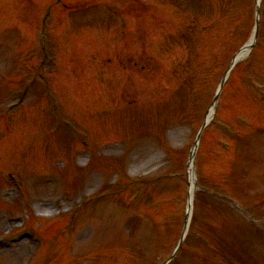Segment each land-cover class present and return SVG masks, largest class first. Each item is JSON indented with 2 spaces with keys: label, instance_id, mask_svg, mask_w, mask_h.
I'll return each instance as SVG.
<instances>
[{
  "label": "rangeland",
  "instance_id": "obj_1",
  "mask_svg": "<svg viewBox=\"0 0 264 264\" xmlns=\"http://www.w3.org/2000/svg\"><path fill=\"white\" fill-rule=\"evenodd\" d=\"M36 1L40 5L35 7L36 12L29 6L24 8L23 3L20 6L16 3L8 8L11 12L0 15V218H4L0 234H11L20 224L17 232L0 247V264H122L124 257L130 259V264H157L168 253L171 240L179 230L173 215L160 222L167 225L165 231L168 232L163 237L167 240L166 247L158 249L159 231L142 228L133 236L143 258L136 261L129 251L133 242L131 233L123 236L114 219L107 218L114 215L113 203L108 200L96 205L95 202L102 197L106 200L114 197L112 194L118 191L116 181L120 178H134L145 171L167 173L168 160H164V156L160 159L150 147L142 152L141 144L153 145L159 141L156 147L165 144L170 161H185L186 149L201 127L202 113L210 105L209 87L240 50L242 42L238 36L235 40V34L242 30L241 19L244 25L249 24L251 10L247 11L246 20L243 16L249 0H226L228 5H234L228 15L224 13L223 0H208L214 10L193 26L192 15L181 9L165 2L147 0L143 4L138 0L136 3L150 5L152 14L138 16V9L129 10L123 42L114 35L118 29L104 30L101 23L90 33L74 32V25L60 22V16L52 9L48 55L54 63H49L43 71L38 68L39 53L33 46L35 33L30 35L27 29L22 31V26L30 23V19L23 18V11H28L27 18L30 14L31 20L38 22L35 28L41 22L47 0ZM101 1L117 5L119 0ZM0 4L5 5L3 0ZM262 11L260 45L247 64H238L231 71L220 99V125L238 131L239 138L229 140L232 151H223L215 143L218 139L225 143V134L217 127L208 126L201 139L199 165L202 163V178L213 173L209 182L214 179L217 183L214 189L225 195H237L242 205L264 222V103L250 100L255 93L250 92L252 86L248 90L245 87L254 80L264 87V0ZM206 28L209 30L205 31ZM66 29L69 30L64 33ZM251 29L246 37L250 36ZM19 32H24L23 43L21 36L19 40L15 37ZM148 34L153 36L151 50L148 44V50L141 51L136 45L141 46L149 40ZM191 41V46L185 44ZM38 49L39 46L36 51ZM46 77L53 97L42 93ZM177 82L183 86V102L171 96L178 93L175 92L179 86ZM26 89L27 95L20 107L6 111ZM168 95L172 100H167ZM54 96L58 104L60 101L56 114L51 109ZM134 121L141 129L143 126L147 135L145 127L149 126V131L154 132L151 137H139L133 131ZM178 121L187 125L167 126ZM65 122L74 123L88 134L90 148L93 149L97 142L110 146L99 149L93 161L77 160L73 156L70 163L71 150L77 146H68ZM189 126L193 128V137L189 134ZM256 133L261 136H256L251 144ZM123 141L128 143L125 145ZM113 142H117V147ZM252 147L256 148L250 151ZM56 159L69 163L65 169L51 168ZM49 171L57 178L56 188L41 186L40 177H36ZM8 172L20 179L24 195L7 188L5 175ZM236 173L240 178L244 175L248 178L238 183L240 178L235 179ZM50 199L71 200V218L65 216L68 213L59 212L48 217L49 213L40 211L41 217L24 215V222H8L11 214L21 215L26 210L38 213L37 207L40 208L43 200ZM164 203L162 212L163 208H169ZM180 212L181 205H178L175 214L180 215ZM202 221L214 223L208 213H204ZM28 226L36 227L42 235L45 241L42 248L38 239L16 237ZM201 253L204 254V250ZM205 253L204 263L198 257L192 262L219 264L207 254L206 248ZM259 256L264 257L261 253Z\"/></svg>",
  "mask_w": 264,
  "mask_h": 264
},
{
  "label": "bare ground",
  "instance_id": "obj_2",
  "mask_svg": "<svg viewBox=\"0 0 264 264\" xmlns=\"http://www.w3.org/2000/svg\"><path fill=\"white\" fill-rule=\"evenodd\" d=\"M210 113H211V111H210Z\"/></svg>",
  "mask_w": 264,
  "mask_h": 264
}]
</instances>
